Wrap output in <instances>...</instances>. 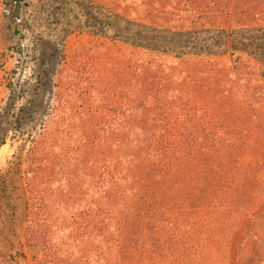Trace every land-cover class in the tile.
<instances>
[{
    "label": "trees",
    "instance_id": "16d2710c",
    "mask_svg": "<svg viewBox=\"0 0 264 264\" xmlns=\"http://www.w3.org/2000/svg\"><path fill=\"white\" fill-rule=\"evenodd\" d=\"M143 2L157 18L264 14V0ZM2 4L20 16L22 0ZM190 29L177 31L225 30ZM88 45L63 56L56 106L28 140L26 244L43 264H236L264 212V127L224 94L230 62L152 38Z\"/></svg>",
    "mask_w": 264,
    "mask_h": 264
},
{
    "label": "rangeland",
    "instance_id": "374dc122",
    "mask_svg": "<svg viewBox=\"0 0 264 264\" xmlns=\"http://www.w3.org/2000/svg\"><path fill=\"white\" fill-rule=\"evenodd\" d=\"M143 3L22 0L21 23H17L15 5L4 7L0 0V264H43L40 249L25 240L27 192L22 171L28 166L24 161L28 140L41 132L47 112L56 106L53 85L63 56L80 53L92 38L115 40L130 50L136 41L152 38L173 43L180 50L200 49L202 61H229L220 70L225 75L233 72L235 81L229 85L223 79L224 94L232 95L239 107L247 103L264 127V14L256 20H239L230 14L205 21L186 13L179 18H157ZM5 8L13 12L11 16ZM201 27L225 30L185 39L177 31ZM158 56L179 66L195 60ZM245 124L254 130L252 121ZM236 264H264V212L253 219Z\"/></svg>",
    "mask_w": 264,
    "mask_h": 264
},
{
    "label": "built area",
    "instance_id": "2783aa9c",
    "mask_svg": "<svg viewBox=\"0 0 264 264\" xmlns=\"http://www.w3.org/2000/svg\"><path fill=\"white\" fill-rule=\"evenodd\" d=\"M5 14L7 15V16H11L12 15V11L10 10V9H5ZM15 22H17V23H21V18H19V17H17V18H15ZM213 31V30H212ZM212 31H199V32H196V33H191V34H188V35H184V34H181L182 36H181V39H185V38H188L189 36H191V35H193L194 37H201V36H205V35H209V34H211L212 33ZM183 44V43H182ZM164 50V49H163ZM181 50L182 51H187V52H193V53H195V52H201L202 50H185V48H181ZM202 52H204V51H202Z\"/></svg>",
    "mask_w": 264,
    "mask_h": 264
}]
</instances>
